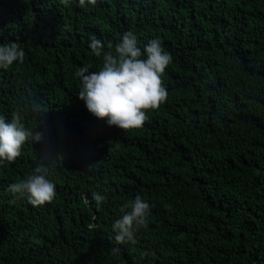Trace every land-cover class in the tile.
<instances>
[{
    "label": "trees",
    "instance_id": "obj_1",
    "mask_svg": "<svg viewBox=\"0 0 264 264\" xmlns=\"http://www.w3.org/2000/svg\"><path fill=\"white\" fill-rule=\"evenodd\" d=\"M0 264H264V0H0Z\"/></svg>",
    "mask_w": 264,
    "mask_h": 264
}]
</instances>
